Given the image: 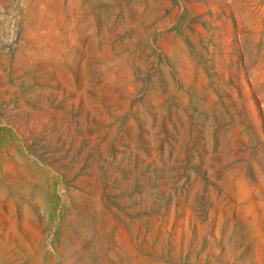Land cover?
I'll use <instances>...</instances> for the list:
<instances>
[{
	"label": "rangeland",
	"instance_id": "rangeland-1",
	"mask_svg": "<svg viewBox=\"0 0 264 264\" xmlns=\"http://www.w3.org/2000/svg\"><path fill=\"white\" fill-rule=\"evenodd\" d=\"M0 264H264V0H0Z\"/></svg>",
	"mask_w": 264,
	"mask_h": 264
}]
</instances>
